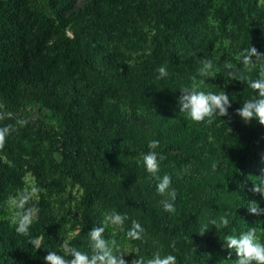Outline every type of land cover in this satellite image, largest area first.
Here are the masks:
<instances>
[{
  "label": "rangeland",
  "instance_id": "obj_1",
  "mask_svg": "<svg viewBox=\"0 0 264 264\" xmlns=\"http://www.w3.org/2000/svg\"><path fill=\"white\" fill-rule=\"evenodd\" d=\"M91 1L50 0L61 8L63 22H67L71 13L85 8ZM111 2L115 4L119 31L118 34H110L99 25V43H102L107 62L126 83L139 86L144 99L149 92L144 87L153 77L154 64L166 39L174 36L178 40L175 50L183 52L186 60L184 67L195 66L199 69L202 59L212 61L214 75L205 78L202 85L206 91L215 93L223 89L230 99L232 95L236 96L228 109L229 115L214 116L209 125L191 121L178 111L175 99L163 95L162 101L171 112L168 126L172 133H179L182 139L162 153L166 158L160 161L159 171L171 177L172 188L175 182L206 183L208 193L218 194L220 198L214 219L218 220L221 216L229 219L227 229L221 228L210 240L202 237L185 219L174 225L167 239L169 244L173 240L176 242L177 264H235V252L232 251L229 257L230 250L223 247V239L226 235H239L264 220V215L256 216L246 208L249 200L253 199L264 207V197L251 191L253 184L259 180L258 176L264 175V149L255 148L246 155L239 167L237 184H225L221 189L219 183L231 149L247 142L258 144L264 138V126L255 118L244 122L236 114L235 109L256 94L248 88L247 83L227 81L224 64L225 61L237 63L235 56L249 46L264 52V6L257 10L243 7L234 17L235 0ZM239 3L243 4L241 0ZM259 3L263 5L262 1ZM27 4V0H6L3 3L10 19L8 25H0V85L3 86L15 85L23 78H32L45 65L54 72L64 70L62 61L53 55V43L58 33L45 32L43 21L28 10ZM66 34L70 35V30L66 29ZM194 36L199 45L197 51L182 41L184 37ZM9 61L22 62L25 66L19 71H10L2 64ZM180 64L178 62L177 66ZM251 76L256 78L257 72L253 71ZM88 92L99 106H124L122 101L106 92H93L91 89ZM125 109L130 110L128 106ZM19 114L29 123L16 131L21 140L16 155L7 156L0 152L1 160L15 170L13 175L0 181V264H46L43 257L48 251L62 254L63 240H69L72 246L89 252L88 232L91 228L99 225L110 210L121 212L117 207H108L104 199H93L85 192L77 179L76 154H84L86 164L91 165L97 178L119 177L110 169L112 165L109 160L124 156L116 149L89 145L78 129L80 125L88 123V117L64 115L62 106L53 100L33 99L24 104ZM12 122L15 124V119ZM108 133L113 136L116 129L112 127ZM42 161L54 164L56 168L55 174L45 179L38 198L32 202L41 208L44 221L33 223L31 237L43 238L46 232L50 236L49 246L44 253L29 243V237L15 232L11 212L6 205L7 199L26 185L36 186L35 170ZM213 164L216 165L215 170ZM148 179L153 180L149 173ZM154 198L162 207L167 197L156 193ZM76 233L78 235H74ZM104 235L108 239L115 238L121 244L123 251L128 253L124 256L128 264L136 255H142L138 244L128 240L124 232L109 226ZM258 235L264 243V232Z\"/></svg>",
  "mask_w": 264,
  "mask_h": 264
},
{
  "label": "trees",
  "instance_id": "obj_2",
  "mask_svg": "<svg viewBox=\"0 0 264 264\" xmlns=\"http://www.w3.org/2000/svg\"><path fill=\"white\" fill-rule=\"evenodd\" d=\"M5 1L0 0V25L4 26L10 21L3 7ZM239 1L235 0L234 17L239 15L243 7L257 10L264 6V0H241L243 4ZM259 1H262L263 5ZM27 2L28 10L43 21L44 31L58 33L59 36L53 43V55L62 61L64 70L54 72L45 65L41 72L32 78H23L11 86L0 85V103H3L14 117L19 118H23L19 114L20 109L33 99L57 102L62 106L64 115L88 117V123L78 127L81 137L91 146L101 145L116 149L124 158L109 160L112 165L110 169L114 175L119 174V177L97 178L91 165L86 164L84 154L78 152L75 157L77 179L90 197L104 199L108 207H117L122 214L127 213L130 219L125 222V228L130 227L132 219L139 221L145 228V234L143 240L135 242L146 258L151 257L161 245L162 254L176 256L175 250L169 246L167 235L172 227L183 219L195 227L198 233L202 225L208 224L209 229L201 236L208 240L215 238L220 229H216L210 221L214 219L213 215L220 200L218 194L208 193V185L204 182H175L173 188L177 192L174 201L176 211L165 212L154 198L157 193V181L148 179V173L141 160V154L149 151L147 145L150 140L159 141V147L155 149L158 153L167 151L171 145L181 141L182 136L172 133L168 126L171 112L163 103L162 97L170 96L178 102L181 95L179 89L189 86L194 79L199 80L197 67L183 66L186 60L183 52L175 50L178 43L176 37L166 39L154 64L153 77L144 87V90L149 91L144 99L138 90L139 86L126 83L107 62L102 43H99V25L110 34H118L119 31L115 4L111 0H92L85 8L71 13L67 22L62 21L61 8L53 5L50 0ZM66 25H69V28H66ZM66 29L70 30V35L66 34ZM182 41L194 51L199 49L196 36L184 37ZM178 62H181L180 66H177ZM2 64L10 71H19L25 66L24 63L15 61ZM160 66L167 67L168 76L164 79H157V68ZM202 88L205 90L203 86ZM89 89L93 92H106L122 101L124 106H99L93 95L88 92ZM125 106L130 110L127 111ZM13 120L2 121L0 126L13 124ZM112 127L116 129V133L109 136L108 130ZM178 130H181V127H178ZM20 141L16 131L12 132L0 152L15 156ZM255 148L264 149V138L256 145L247 142L231 149L225 162L222 181L219 183L221 189L225 184H237L239 167L244 163L246 155ZM55 171L54 164L40 162L35 170L36 186L41 189L45 179L52 177ZM14 173V168L0 158V181ZM165 173L158 175L162 177ZM38 220L41 223L44 221L41 208ZM49 239L50 236L46 232L42 238L40 252L47 250ZM154 241L157 243L154 244Z\"/></svg>",
  "mask_w": 264,
  "mask_h": 264
},
{
  "label": "clouds",
  "instance_id": "obj_3",
  "mask_svg": "<svg viewBox=\"0 0 264 264\" xmlns=\"http://www.w3.org/2000/svg\"><path fill=\"white\" fill-rule=\"evenodd\" d=\"M254 57V59H253ZM237 63L225 61L224 69L226 71L227 81L237 80L247 83L252 90L251 98L244 100L242 105L235 109L236 114L244 122H249L253 118L257 119L259 124L264 126V52L258 51L255 47L249 46L241 49L235 56ZM201 67L198 69L199 80L193 82L180 90L181 95L178 97L179 112L183 113L195 123L212 124L213 117L228 116V109L232 101L236 99L232 95L231 99L228 93L223 89L219 92L205 91L202 85L205 78L214 75L213 63L210 59H202ZM253 71L257 72L256 78L251 76ZM157 79H164L168 76L166 66L157 68ZM247 73V75L245 74ZM15 119V124H3L0 126V150L3 149L7 137L12 133L26 126L29 121L24 118L14 117L13 113L6 110L5 105L0 103V122ZM149 151L141 154V160L146 171L157 181L156 191L161 196L167 198L162 202L165 212L174 213L176 211L174 201L177 196L175 188L171 187V177L165 173L162 177L158 175L160 171V161L166 157L162 153L155 151L159 147L158 140H150L147 145ZM213 170L216 165L213 164ZM259 180L253 184L252 192L258 193L264 197V175L258 176ZM41 189L34 184L26 185L15 195L10 196L6 205L11 212V223L17 234L29 237V243L36 249L42 244L41 238H32L30 228L35 221L39 219V208L32 203L38 198ZM249 213L256 216L264 215V207H261L256 200H249L247 205ZM130 218L127 213L121 214L115 210L107 212L99 225L93 226L88 232L89 252L79 250L71 245L69 240H63L61 243V253L48 251L43 257L46 264H128L124 259L125 253L122 246L115 238H105V231L109 226L124 232L130 241H140L144 239L145 228L139 221L132 219L130 227L125 228V222ZM210 224L216 229L227 228L229 219L221 216L212 219ZM209 229L208 224L201 226L200 235H203ZM264 232V220H260L258 226H252L239 235H226L223 239V247L236 255L235 264H264V243L260 241L258 233ZM78 235V233L74 234ZM154 244L157 242L154 241ZM171 248L175 249V240L170 242ZM162 245L157 248L151 255L146 258L142 255H136L131 264H177V257L173 254H162ZM130 253V252H129Z\"/></svg>",
  "mask_w": 264,
  "mask_h": 264
}]
</instances>
